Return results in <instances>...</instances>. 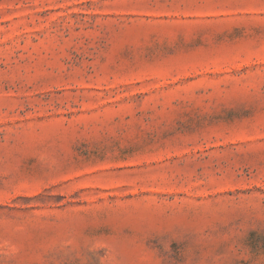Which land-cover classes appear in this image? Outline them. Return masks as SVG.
<instances>
[{
    "label": "rangeland",
    "instance_id": "rangeland-1",
    "mask_svg": "<svg viewBox=\"0 0 264 264\" xmlns=\"http://www.w3.org/2000/svg\"><path fill=\"white\" fill-rule=\"evenodd\" d=\"M0 264H264V0H0Z\"/></svg>",
    "mask_w": 264,
    "mask_h": 264
}]
</instances>
